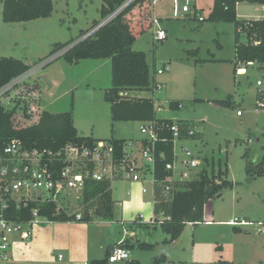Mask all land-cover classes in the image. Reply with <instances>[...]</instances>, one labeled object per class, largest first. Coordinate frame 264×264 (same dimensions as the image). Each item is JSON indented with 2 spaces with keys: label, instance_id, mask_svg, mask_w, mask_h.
Here are the masks:
<instances>
[{
  "label": "rangeland",
  "instance_id": "374dc122",
  "mask_svg": "<svg viewBox=\"0 0 264 264\" xmlns=\"http://www.w3.org/2000/svg\"><path fill=\"white\" fill-rule=\"evenodd\" d=\"M53 1L54 11L49 18L18 23L4 22L0 5V57L23 60L33 69L54 55V44L73 41L70 46L74 47L81 31L89 30L94 21L104 20L101 17L103 0ZM214 3L215 0H158L152 17L160 18V27L168 37L163 41L154 40L152 27L138 38L132 49L147 54L152 81L160 88L134 90L130 95L155 99L157 118L195 124L201 136L197 140L176 142V167L184 155L182 146L187 147L199 156L196 179L203 169L209 171V164L214 162L216 169L220 164L226 169V178L233 187L224 188L221 197L208 202L209 213L204 220L210 223L187 224L174 242H165L170 236L160 227L147 225V221L138 220L132 229L128 227L132 237L137 235L131 258L141 264H264V177L251 178L247 173V166L258 163L264 155V110L256 106V84L264 81V66L254 63L244 74H234L235 25L208 21ZM185 5H189L190 12L183 13ZM242 7L240 13L244 17L260 14L252 4L244 3ZM75 51L65 53L28 79L41 83L40 108L52 114L73 111L80 136L105 140L114 135L127 139L133 144L127 145L126 150L143 165L140 144L146 137L141 132L145 123L113 122L111 104L105 99L112 87L111 60L77 59ZM161 69L164 73L159 74ZM25 88L26 84L12 88L2 98L5 106L13 107L12 97L19 93L24 96L23 101L28 100ZM230 96L231 103H220L229 101ZM171 102H178L181 107L171 109ZM30 106L35 108L34 104ZM14 119L23 124L20 110ZM146 184V200L152 207L150 176ZM112 185L121 197L125 196L127 183L115 179ZM70 200L74 203L72 212L80 209L84 213L85 204L78 205L75 194ZM236 219L248 223L232 225L230 222ZM99 220L94 216L91 223ZM234 226L243 232H237ZM139 241L152 244L153 248L141 249ZM163 255L165 260L156 263Z\"/></svg>",
  "mask_w": 264,
  "mask_h": 264
},
{
  "label": "trees",
  "instance_id": "16d2710c",
  "mask_svg": "<svg viewBox=\"0 0 264 264\" xmlns=\"http://www.w3.org/2000/svg\"><path fill=\"white\" fill-rule=\"evenodd\" d=\"M129 0H103L101 8L102 19L108 18ZM153 0H134L121 14L107 25L99 28L89 37L82 39L102 21H94L89 30L81 31V40L75 48H70L66 53L78 52L76 58L110 59L112 68V87L105 95L107 102L111 104L112 121L123 122H151L158 134L156 144L157 152L163 153V159H158L155 166V194L157 201L154 203L155 224L163 232L170 236L165 242H174L180 238L187 224L197 225L203 223L205 208L208 202L215 197H221L224 188L233 187V183L227 178L226 169L222 165L216 169L213 162L208 163L210 170L203 169L199 178L183 185L182 189L175 194L172 200H165L163 188L169 182L171 172L166 169L168 163L174 161V143L171 126L177 122L182 130V140L197 139L198 133L189 136L190 128H195L194 123L187 120L173 121L160 119L156 116V101L153 98L123 97L120 93H130L134 90L152 91L158 87L151 78V67L148 63L147 54L143 51L132 49L135 42L153 27L152 21ZM247 2L264 6V0H215L208 21L214 23H233L236 32V56L232 61L234 74L237 75L239 65L249 62H257L264 66V18L260 20L239 19L237 5ZM3 6V21L6 23L29 22L38 19L49 18L54 11L53 0H0ZM206 19H204L205 21ZM97 37L93 39V37ZM244 39V41H243ZM78 40V41H79ZM73 41L56 43L53 54L69 47ZM78 47H80L78 49ZM49 65V64H48ZM46 65V66H48ZM45 66V67H46ZM32 69L23 60L13 57H0V88L10 83L13 79L23 75ZM236 80V77H235ZM26 84L25 92L29 93L28 100L23 101L22 94L12 97L15 101L13 107H6L2 98L10 93L8 91L0 97V151L13 139H18L29 148L51 149L58 151L68 144L94 145L98 141H107L116 150L117 158L121 159L124 154L126 139H118L112 136L109 139L100 140L91 136H80L75 125L73 111L52 114L41 107V83L39 81ZM19 84V85H21ZM18 86V85H17ZM22 91V93L24 92ZM221 101L222 105L231 103ZM24 104H22L23 102ZM34 104L35 108H31ZM178 102H171L170 108H180ZM20 110L23 124L13 120L14 115ZM114 133V130H113ZM145 142L142 140V143ZM247 173L251 178L264 177V155L256 164L247 166ZM112 183L102 181L89 185L83 198L84 213L81 222H89L94 216L101 221H114L115 201L112 197ZM54 206H52V210ZM93 210V211H92ZM93 212V213H92ZM160 215L165 219L158 221ZM53 222L74 221V215L61 214L52 216ZM149 225V223H146ZM237 232H243L241 228L234 226ZM132 250L129 239L123 244ZM116 247V246H115ZM115 247L107 249L101 259H94L90 264H109V255ZM141 249H152L153 245L138 243ZM165 255L156 259V263L165 260ZM125 264H141L140 261L131 259Z\"/></svg>",
  "mask_w": 264,
  "mask_h": 264
},
{
  "label": "built area",
  "instance_id": "2783aa9c",
  "mask_svg": "<svg viewBox=\"0 0 264 264\" xmlns=\"http://www.w3.org/2000/svg\"><path fill=\"white\" fill-rule=\"evenodd\" d=\"M134 0L127 1L116 12L104 19L98 27L84 36L89 37L99 28L114 20ZM189 2V0H186ZM158 0H153L152 11ZM183 13L190 12L189 5L182 8ZM154 40L163 41L168 37L165 30L160 27V19L152 17ZM81 40L77 41V45ZM74 45V46H75ZM73 46V45H72ZM72 46L67 47L51 58L41 62L35 68L13 79L10 83L0 88V97L17 85L27 81L37 70L62 57ZM257 62L243 63L237 73L242 75L248 66ZM259 64V63H258ZM159 74L164 73L161 69ZM256 106L264 110V81H257ZM158 88L160 86L158 85ZM123 97L131 96L130 93H120ZM239 115L241 112L238 113ZM141 132L146 135L140 144V152L144 161L140 165L137 157L126 150L121 159L117 158L116 150L107 141H98L94 145L68 144L64 148L54 151L51 149L29 148L18 139L11 140L0 151V257L8 260L7 249L12 242V237L29 242L32 238V229L35 225L52 223V216L67 214L74 215L75 221H82L83 213L80 209L72 212L73 195L76 202L83 204L84 192L92 183L121 179L128 182H142V175L146 173L151 177L153 206L157 201L155 194V166L158 159H163L164 154L157 152L156 144L158 134L154 124L146 122L141 126ZM174 143V161L166 165L171 172L169 182L163 188L165 200H172L183 185L196 180L197 170L200 165L199 156L187 147H182L183 157L178 160L176 167L175 144L183 141L181 127L175 122L171 126ZM189 136L194 135L195 128H190ZM52 206L54 209L52 210ZM165 217L160 215L158 221ZM155 224V217L149 225ZM192 224V223H191ZM232 225H245L246 221L231 222ZM125 241V240H124ZM124 241L117 245L109 255V264H125L131 260V251L123 246ZM63 256L60 255V259Z\"/></svg>",
  "mask_w": 264,
  "mask_h": 264
},
{
  "label": "crops",
  "instance_id": "0c3cea01",
  "mask_svg": "<svg viewBox=\"0 0 264 264\" xmlns=\"http://www.w3.org/2000/svg\"><path fill=\"white\" fill-rule=\"evenodd\" d=\"M244 3L247 2L237 5L239 19L260 20L264 18V6L259 4H252L255 6V12L260 13L257 14V17H244L240 13ZM200 136L198 134L197 138ZM190 140L193 139L183 141ZM147 176L146 173H143L142 182H128L118 179L128 184L126 194L122 197L112 185V197L116 202L114 221L99 220L91 223L92 219L89 222L70 221L39 224L32 229L33 235L29 242H22L19 238L12 239L13 242L8 247L9 251L8 249L6 251L9 259L4 260L0 257V264H90L92 260L104 257L108 248L115 247L126 239H129L130 246H134L130 250L131 255H133V250L137 246L134 243L137 235L132 237L129 234L128 227L132 229L137 225L138 220L151 223L154 217L153 200L152 207L151 203L146 200V194L148 193ZM123 197L125 198L123 199ZM135 211H137V214H135ZM141 213H144L146 217L148 215V218ZM208 213L205 208V215ZM210 222L205 221V223ZM246 223L248 222L246 221ZM139 243L143 242L139 241ZM60 255L63 256L62 259H60Z\"/></svg>",
  "mask_w": 264,
  "mask_h": 264
},
{
  "label": "water",
  "instance_id": "95a60500",
  "mask_svg": "<svg viewBox=\"0 0 264 264\" xmlns=\"http://www.w3.org/2000/svg\"><path fill=\"white\" fill-rule=\"evenodd\" d=\"M220 197V196H219Z\"/></svg>",
  "mask_w": 264,
  "mask_h": 264
}]
</instances>
